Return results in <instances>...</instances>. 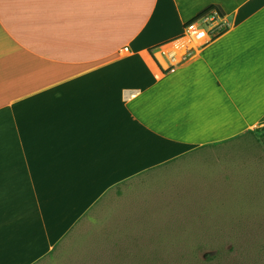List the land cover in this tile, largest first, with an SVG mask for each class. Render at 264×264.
<instances>
[{"label": "crops", "instance_id": "obj_1", "mask_svg": "<svg viewBox=\"0 0 264 264\" xmlns=\"http://www.w3.org/2000/svg\"><path fill=\"white\" fill-rule=\"evenodd\" d=\"M209 6L230 26L198 48L184 27ZM255 130L264 0H0V264L41 263L117 186Z\"/></svg>", "mask_w": 264, "mask_h": 264}, {"label": "rangeland", "instance_id": "obj_2", "mask_svg": "<svg viewBox=\"0 0 264 264\" xmlns=\"http://www.w3.org/2000/svg\"><path fill=\"white\" fill-rule=\"evenodd\" d=\"M39 264H264V132L117 186Z\"/></svg>", "mask_w": 264, "mask_h": 264}, {"label": "built area", "instance_id": "obj_3", "mask_svg": "<svg viewBox=\"0 0 264 264\" xmlns=\"http://www.w3.org/2000/svg\"><path fill=\"white\" fill-rule=\"evenodd\" d=\"M229 26L230 24L221 15L211 12L200 19H194L187 23L184 27L183 38L200 48L225 32ZM173 56L171 54V57Z\"/></svg>", "mask_w": 264, "mask_h": 264}, {"label": "trees", "instance_id": "obj_4", "mask_svg": "<svg viewBox=\"0 0 264 264\" xmlns=\"http://www.w3.org/2000/svg\"><path fill=\"white\" fill-rule=\"evenodd\" d=\"M211 12H217L219 15H221L220 10L216 6H209L205 10H203L201 13H199L197 18H195V19H200V18L210 14Z\"/></svg>", "mask_w": 264, "mask_h": 264}]
</instances>
